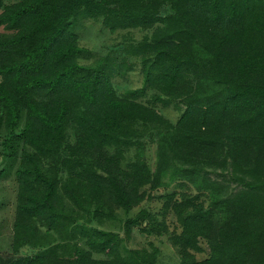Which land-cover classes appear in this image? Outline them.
Listing matches in <instances>:
<instances>
[{
    "label": "trees",
    "instance_id": "1",
    "mask_svg": "<svg viewBox=\"0 0 264 264\" xmlns=\"http://www.w3.org/2000/svg\"><path fill=\"white\" fill-rule=\"evenodd\" d=\"M87 22L156 29L118 43L130 63L88 64ZM136 67L141 87L118 90ZM0 110L18 186L0 264H264V0H0ZM167 174L186 191L130 216ZM135 229L169 235L180 262L130 246Z\"/></svg>",
    "mask_w": 264,
    "mask_h": 264
},
{
    "label": "rangeland",
    "instance_id": "2",
    "mask_svg": "<svg viewBox=\"0 0 264 264\" xmlns=\"http://www.w3.org/2000/svg\"><path fill=\"white\" fill-rule=\"evenodd\" d=\"M150 29H134L131 31H119L113 33L112 31L105 28L101 22H94L83 24V27L80 30V44L85 48L92 50L95 55L90 54L88 56V61L84 60L85 63H92L93 60L99 58V56H103L108 53H112V55L117 56L118 61L123 60L125 57L131 62V58L126 56V52L120 51V54L115 51L117 49V45L120 41H123L124 38L131 37L132 40H139L143 37L150 35L153 30ZM117 47V48H115ZM112 51V52H111ZM129 65H127L128 68ZM126 70V69H125ZM143 82L142 75L140 74L139 67H136L134 71H128L127 74H123L121 76L116 77L115 84L118 90L121 92L126 91L131 88L141 87ZM164 114L172 120H175L179 115L180 111L175 110L174 108H170L168 110L164 109ZM1 114V110H0ZM148 139H146L147 141ZM146 151L145 158L149 165L151 166L153 171H156L159 165V144L157 142H146ZM9 168V161L6 162L3 160L1 155L0 148V257L3 259H7L13 256L12 250V240H13V226L16 217V207H17V181L14 175L15 166L12 170L9 168L8 171L2 173L3 169ZM215 171L219 173V170H214L210 172L212 177L215 176ZM183 180L181 177H177L174 180L170 178V174H167L164 178L166 186L156 189L154 191H150V198L146 199L139 205H137L131 212L130 216L139 213L141 210H149L153 213L160 214L163 209V205L165 199H162L164 194L172 193L176 191L179 196L183 193L182 191H186V188H181L178 186L179 181ZM234 185V183L232 184ZM192 189V192L197 193V188L195 185L190 184L187 185ZM205 195V194H204ZM118 214L120 218L125 216V212L123 209L118 210ZM162 217H160L161 219ZM168 224L170 225V231L172 232L174 229L180 232V226L176 222L174 216H168ZM119 230L118 227H116ZM123 235V232H122ZM149 242H153L157 247H159L160 253V261L162 263H179L180 262V254L178 249L175 248L169 238V235L157 236L151 235L147 236L144 232L135 229L133 233V238L130 242V246L135 247H145L148 246ZM203 248L205 249L203 253L195 254V257L198 260L206 259L210 255V249H208L207 244L203 242Z\"/></svg>",
    "mask_w": 264,
    "mask_h": 264
}]
</instances>
